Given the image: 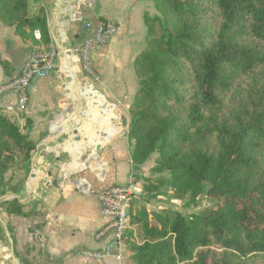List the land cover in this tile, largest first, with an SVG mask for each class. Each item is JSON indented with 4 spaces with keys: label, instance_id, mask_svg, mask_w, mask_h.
Listing matches in <instances>:
<instances>
[{
    "label": "trees",
    "instance_id": "1",
    "mask_svg": "<svg viewBox=\"0 0 264 264\" xmlns=\"http://www.w3.org/2000/svg\"><path fill=\"white\" fill-rule=\"evenodd\" d=\"M154 2L160 15L146 16L147 46L135 60L132 160L140 166L158 151L154 170L169 171L177 198L206 192L216 204L191 216L168 211L158 223L132 216L142 240L129 243L132 264H264V0ZM29 3L0 0V20L22 33ZM30 27L49 44L44 10ZM35 148L0 113V187L10 170L29 171ZM7 212L31 215L17 200Z\"/></svg>",
    "mask_w": 264,
    "mask_h": 264
},
{
    "label": "crops",
    "instance_id": "2",
    "mask_svg": "<svg viewBox=\"0 0 264 264\" xmlns=\"http://www.w3.org/2000/svg\"><path fill=\"white\" fill-rule=\"evenodd\" d=\"M29 4L30 19L22 33L0 20V84L20 72L36 47L55 51L59 68L32 81L23 109L15 92L0 99V113L20 124L36 144L29 171L8 172L7 184L0 188V226L5 230L11 225L14 230L13 239L8 237L12 264H132L129 243L142 242L140 224L133 223L128 233L124 259L99 260L86 252L103 248L111 238V233L97 237L109 221L102 211L101 192L113 184L135 183V140L129 137V109L140 85L135 60L147 46L146 16L160 12L154 0H30ZM40 10L46 13L49 44L39 29L30 27ZM103 20L114 22L117 31L91 51L90 65L98 77L94 78L70 47L80 44ZM92 88L101 104L104 99L108 103L105 108L98 101V108L90 106ZM152 160L141 168H152ZM136 199L138 195L132 216L142 211ZM13 200L31 215H10L7 203ZM36 225L41 228L34 234L31 228ZM0 244V252L6 250V244ZM13 249L24 262L17 261Z\"/></svg>",
    "mask_w": 264,
    "mask_h": 264
},
{
    "label": "built area",
    "instance_id": "3",
    "mask_svg": "<svg viewBox=\"0 0 264 264\" xmlns=\"http://www.w3.org/2000/svg\"><path fill=\"white\" fill-rule=\"evenodd\" d=\"M116 31L117 25L114 22L100 21L92 34L88 35L80 44L70 48L71 54L80 57L85 70L94 78L98 77L90 65L91 51L97 45L106 44ZM37 35L40 36V32ZM56 67L54 54H49L40 47L34 48L20 72L0 84V99L7 93L15 92L18 97L17 105L23 109L30 99L29 89L32 81L36 78L46 77ZM139 189L137 183L132 182L127 185L113 184L101 192L102 211L109 217V221L98 232L97 237L104 239L111 233V238L103 248L86 252L88 256L99 260L109 256H117L120 259L126 257V241L129 231L133 229L131 207Z\"/></svg>",
    "mask_w": 264,
    "mask_h": 264
},
{
    "label": "rangeland",
    "instance_id": "4",
    "mask_svg": "<svg viewBox=\"0 0 264 264\" xmlns=\"http://www.w3.org/2000/svg\"><path fill=\"white\" fill-rule=\"evenodd\" d=\"M47 52L49 54H54L55 61L57 64L56 69H58L59 64L57 63L58 59L56 52L53 50H49ZM233 93L234 91H231L226 95L227 101L230 100ZM90 106L98 108L97 105L95 106L91 104ZM149 159L154 160V166L152 168L143 169L141 168L143 164L140 166L135 165V182L137 183V187L140 188L137 192L139 199H136V203L139 204L138 207H141L140 209L142 210L139 213L146 214V218L151 219V221H153L154 223H158L161 221L160 216L164 215L168 211L178 209L185 215L191 216L216 204V200L210 198L206 192L202 193L196 199H193L191 195H187L183 198H177L175 196V190L168 185V182H166V178L170 176L169 171L165 170L161 172L159 170H154V167L158 164V161L160 160V153L158 151L152 153ZM161 176L164 177L162 180L160 178ZM3 187L5 186H1L0 188ZM9 232L13 239V233L10 230ZM0 243L6 244V250L0 252V264H12L13 260L11 259L10 254V241L8 235L6 234V231L1 226ZM0 246L2 245L0 244ZM15 257H17L16 251Z\"/></svg>",
    "mask_w": 264,
    "mask_h": 264
},
{
    "label": "water",
    "instance_id": "5",
    "mask_svg": "<svg viewBox=\"0 0 264 264\" xmlns=\"http://www.w3.org/2000/svg\"><path fill=\"white\" fill-rule=\"evenodd\" d=\"M89 2H94V0H89ZM71 53V52H70ZM92 91H93V93H92V98H91V103H90V105L92 104V105H101V107H103V108H105V106L108 104L107 102H106V100L104 99V101H105V104H101V101L100 100H98V99H100L99 97H98V92H97V90L95 89V88H92ZM94 96H97V97H94ZM96 98H98V99H96ZM96 101H98L99 103L98 104H96L97 102ZM95 114L96 115H98V116H103L102 114H101V111H96L95 112ZM76 140H78V141H81V137L80 136H77L76 137ZM97 149L98 150H100L101 149V147H100V145H98L97 146ZM5 231H6V234L8 235V237L12 240V237H11V234H10V232H9V230H8V227H7V225H5ZM13 252V255H14V257H15V250L13 249L12 250ZM16 258V257H15ZM17 259V261H19V259L18 258H16Z\"/></svg>",
    "mask_w": 264,
    "mask_h": 264
}]
</instances>
